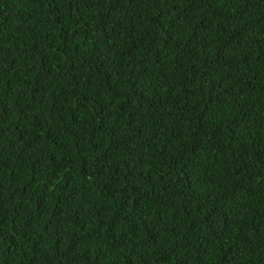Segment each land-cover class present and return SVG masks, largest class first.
Wrapping results in <instances>:
<instances>
[{
  "label": "trees",
  "instance_id": "1",
  "mask_svg": "<svg viewBox=\"0 0 264 264\" xmlns=\"http://www.w3.org/2000/svg\"><path fill=\"white\" fill-rule=\"evenodd\" d=\"M0 264H264V0H0Z\"/></svg>",
  "mask_w": 264,
  "mask_h": 264
}]
</instances>
